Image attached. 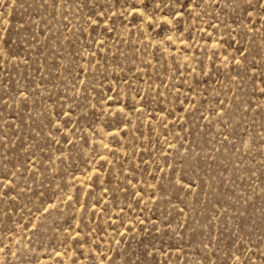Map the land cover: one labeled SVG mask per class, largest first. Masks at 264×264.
Returning a JSON list of instances; mask_svg holds the SVG:
<instances>
[{
    "label": "rangeland",
    "instance_id": "obj_1",
    "mask_svg": "<svg viewBox=\"0 0 264 264\" xmlns=\"http://www.w3.org/2000/svg\"><path fill=\"white\" fill-rule=\"evenodd\" d=\"M0 264H264V0H0Z\"/></svg>",
    "mask_w": 264,
    "mask_h": 264
}]
</instances>
